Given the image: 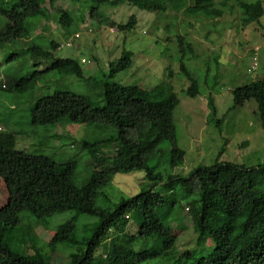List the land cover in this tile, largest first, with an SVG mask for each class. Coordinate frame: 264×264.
<instances>
[{
	"label": "trees",
	"instance_id": "16d2710c",
	"mask_svg": "<svg viewBox=\"0 0 264 264\" xmlns=\"http://www.w3.org/2000/svg\"><path fill=\"white\" fill-rule=\"evenodd\" d=\"M90 1L95 4L90 14L95 16L99 7H117L126 0ZM237 2L243 26L259 22L264 16L262 1ZM133 3H139V8L145 10L157 8L158 15L184 10L193 17L222 16L215 10L216 0H134ZM44 10L42 0H0V22L6 27L0 30V47L28 38V20L42 15ZM60 13L62 22L69 26L70 15L61 10ZM110 23L120 32H130L137 25V19L131 16L126 24ZM177 42L180 71L190 82L185 93L196 98L201 94L200 84L186 65V57L193 55L194 47L180 36ZM59 48L55 43L49 50L31 45L30 58L41 70L15 83L12 81L14 93L34 90L53 72L84 78L80 61L55 56ZM132 58L131 52L123 50L120 58L109 65V74L100 82L104 92L101 106H94L87 95L57 90L51 96L38 99L30 110L33 127L55 126L68 120L79 125L111 126L116 130V137L110 140L81 143L89 147V155L95 163V171L83 185L76 183L75 160L59 164L49 157L18 150L15 135L0 132V179L8 194L6 204L0 208V264H52L50 255L36 246L40 238L32 228H27L29 246L23 255L14 251L6 238L12 228L20 225L23 212L42 221L69 211L97 219L96 223L85 226L82 237L77 235L75 222H66L57 228L52 243L74 249L70 264H178L173 262L177 252L174 228L159 216L175 193L166 196L163 191H155L160 184L167 187L177 183L197 196L186 209L192 215L198 241L211 242L206 253L200 251L193 256L187 251L183 254L193 259L190 264H264V164L215 162L195 168L187 178L172 175L165 182L163 176L148 165V159L165 142L171 147L177 146L173 113L180 100L169 81L151 90L138 84H112L110 81L119 73L132 67ZM216 64H219L217 60ZM233 98L234 108L255 101L264 128L263 79L234 90ZM108 143L116 147L114 158L106 159L100 150ZM185 155V151L176 150L169 155V165L172 168L183 165ZM134 171H144L153 184L131 198L120 200L113 208L97 205L98 198L104 196L102 190L115 175ZM174 206L172 202L170 207ZM132 224L137 228L136 234L129 231ZM149 242L151 245L143 248V244ZM137 243L142 244L139 250L135 247Z\"/></svg>",
	"mask_w": 264,
	"mask_h": 264
},
{
	"label": "rangeland",
	"instance_id": "374dc122",
	"mask_svg": "<svg viewBox=\"0 0 264 264\" xmlns=\"http://www.w3.org/2000/svg\"><path fill=\"white\" fill-rule=\"evenodd\" d=\"M126 1L117 7H99L97 14L91 16L95 4L90 0H42L44 13L27 22L30 36L0 47V132L14 134L18 150L49 157L59 164L75 160L76 183L88 182L95 171V163L89 155V147L81 143L110 140L116 137V130L111 126L79 125L68 120L55 126L33 127L30 110L38 99L51 96L57 90L87 95L94 106H101L104 92L100 82L109 74V65L127 50L133 54V65L111 80L112 84H138L151 90L163 81H169L180 100L173 113L177 146L171 147L165 142L148 159V165L154 167L165 182L172 175L187 178L195 168L211 166L215 162L246 166L264 164V128L257 104L251 100L243 107L234 108L233 98L234 90L252 81L264 80V16L259 22L245 27L237 0H216L215 10L222 13L219 18L193 17L184 10L158 15L157 8L145 10L139 8V3L134 4V0ZM260 1L264 7V0ZM60 10L70 15L72 23L69 26L62 22ZM131 16L136 17L137 25L130 32H120L110 23L126 24ZM5 28L0 22V30ZM75 33L81 34L75 46L61 47ZM179 36L194 47L193 55L186 57V65L200 84L201 94L196 98L185 93L190 82L180 71ZM52 43L60 46L56 57L80 61L84 78L60 76L53 72L47 74L34 90L14 93L12 81L15 83L41 70L30 58L28 49L31 45L49 50ZM256 47L260 48L259 68L257 73L249 74L247 70ZM178 149L185 151V160L183 165L172 168L169 155ZM100 150L106 159L116 156V147L112 143L103 145ZM149 184L153 183L149 182L144 171L117 174L102 190L104 196L98 198L97 205L113 208L120 200L148 188ZM185 189L177 183L167 187L160 184L155 190L163 191L166 196L175 193V197L169 198L165 208L160 210L159 216L174 228L177 252L173 262L178 264H190L193 260L184 257L185 252L189 251L193 256L200 251L206 253L211 244L210 240L198 241L192 215L186 209L197 196ZM7 199L5 184L0 179V208ZM172 202L174 207H170ZM20 220V225L9 231L6 241L14 251L25 254L29 246L27 228L30 227L40 238L36 246L50 255L52 264H70L74 252L72 247L52 243L60 225L75 222L77 235L82 237L85 226L97 222L96 218L74 211L42 221L23 212ZM129 231L136 234L137 228L132 224ZM149 245L151 242L143 244V248ZM135 247L139 250L142 244L137 243Z\"/></svg>",
	"mask_w": 264,
	"mask_h": 264
},
{
	"label": "built area",
	"instance_id": "2783aa9c",
	"mask_svg": "<svg viewBox=\"0 0 264 264\" xmlns=\"http://www.w3.org/2000/svg\"><path fill=\"white\" fill-rule=\"evenodd\" d=\"M113 31L115 32L116 29H114ZM79 39H81V34L76 33L73 37H71L69 39V41L65 45H62L61 47L66 46V47L72 48L75 46L76 41ZM259 51H260L259 47L254 48L252 61H251L249 68L247 70V73H249V74L257 73V71H258V68H259V59H258ZM82 61L85 62L84 59Z\"/></svg>",
	"mask_w": 264,
	"mask_h": 264
}]
</instances>
